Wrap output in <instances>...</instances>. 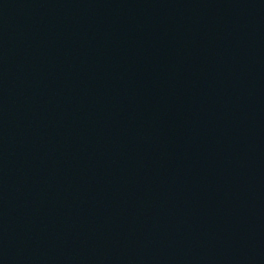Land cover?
<instances>
[{
    "label": "water",
    "instance_id": "water-1",
    "mask_svg": "<svg viewBox=\"0 0 264 264\" xmlns=\"http://www.w3.org/2000/svg\"><path fill=\"white\" fill-rule=\"evenodd\" d=\"M0 264H264V0H0Z\"/></svg>",
    "mask_w": 264,
    "mask_h": 264
}]
</instances>
